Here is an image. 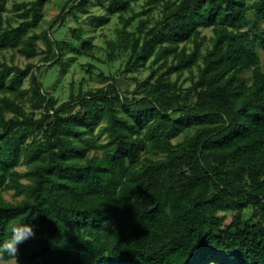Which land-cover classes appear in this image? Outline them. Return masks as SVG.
I'll use <instances>...</instances> for the list:
<instances>
[{"label":"trees","instance_id":"trees-1","mask_svg":"<svg viewBox=\"0 0 264 264\" xmlns=\"http://www.w3.org/2000/svg\"><path fill=\"white\" fill-rule=\"evenodd\" d=\"M51 1L0 0V243L35 231L17 264H264V0H66L45 26ZM96 5L118 18L103 58L82 25L53 36ZM81 57L105 84L61 101L40 70Z\"/></svg>","mask_w":264,"mask_h":264},{"label":"rangeland","instance_id":"rangeland-1","mask_svg":"<svg viewBox=\"0 0 264 264\" xmlns=\"http://www.w3.org/2000/svg\"><path fill=\"white\" fill-rule=\"evenodd\" d=\"M66 0H52L45 7V13L47 22L45 26H50L54 18L60 14L62 11V7ZM91 14L93 13L95 16L94 19L89 18L88 14L81 13V18L79 21H76L71 14H68L66 20L63 22L56 21L54 25L56 28L53 29V36L56 39H67L70 40L72 37L73 28L82 25L86 30V37L93 38L94 42L97 45L96 55L103 58L106 55V39L111 38L114 34V29L118 26V18L114 17L110 22L102 23L100 22L101 16L105 13L104 9L99 6H93L91 8ZM205 33L208 35H212V30L207 29ZM41 46L45 47V44L41 42ZM81 46V45H80ZM13 52H6L8 59H11ZM74 55L73 52L67 51L65 59L72 57ZM263 57V65H264V52H262ZM36 61H39L35 59ZM15 61L21 64H26L28 60L23 57L21 54H16ZM90 59L87 57H81L79 59H73V61L68 66V70L65 73L63 71L62 65L56 64L53 66L45 65L40 70V74L42 73V79L44 82V86L47 90L56 94L61 101H64L69 98V94L71 92V81L75 80L76 84L82 79L86 78L87 82L85 83L86 87H99L105 84V81L99 77L98 72L100 69H97L92 75L87 72V67ZM100 64V63H98ZM42 65V62L39 63ZM110 68H107V70ZM114 69V68H112ZM147 71L142 72L141 75H147ZM119 85L123 88H127V82L123 79L118 81ZM136 81H131V86H135ZM78 90V85L75 88ZM6 196L9 199H12L11 193H6ZM231 218L229 217V221Z\"/></svg>","mask_w":264,"mask_h":264},{"label":"clouds","instance_id":"clouds-1","mask_svg":"<svg viewBox=\"0 0 264 264\" xmlns=\"http://www.w3.org/2000/svg\"><path fill=\"white\" fill-rule=\"evenodd\" d=\"M34 236L35 231L31 224L22 222L13 225L10 238L4 239L0 243V264H17L19 255L18 246Z\"/></svg>","mask_w":264,"mask_h":264}]
</instances>
